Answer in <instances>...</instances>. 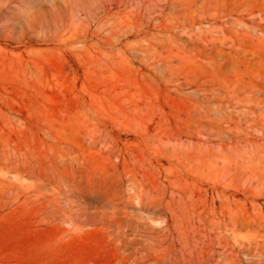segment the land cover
<instances>
[{
    "label": "rangeland",
    "instance_id": "obj_1",
    "mask_svg": "<svg viewBox=\"0 0 264 264\" xmlns=\"http://www.w3.org/2000/svg\"><path fill=\"white\" fill-rule=\"evenodd\" d=\"M263 103L264 0H0V264H264Z\"/></svg>",
    "mask_w": 264,
    "mask_h": 264
},
{
    "label": "bare ground",
    "instance_id": "obj_2",
    "mask_svg": "<svg viewBox=\"0 0 264 264\" xmlns=\"http://www.w3.org/2000/svg\"><path fill=\"white\" fill-rule=\"evenodd\" d=\"M184 2H186V1H184ZM188 2H189V1H188ZM191 3H192V2H191ZM195 3H196V2H195ZM182 6H183V5H182ZM188 6H189V5H188ZM185 7H186V6H185ZM193 10H194V9H193ZM195 11H196V10H195ZM194 15H195V12H194ZM163 16H164V15H163ZM174 16H175V15H174ZM222 29H223V28H222ZM160 33H161V32H160ZM202 33H203V32H201V34H202ZM154 34H155V33H154ZM193 34H194V32H193ZM187 35H189V34L187 33ZM163 36H164V34H163ZM190 36L192 37V33L190 34ZM198 36H199V35H198ZM154 37H155V36H154ZM200 37H201V35L199 36V38H200ZM160 38H161V37H160ZM177 38H178V37H177ZM213 38H214V37H213ZM213 38L210 39V40L212 41ZM152 39H153V38H152ZM167 39H171V38H167ZM200 40H201L202 42H205V40H202V38H200ZM214 40H215V39H214ZM214 40H213V41H214ZM162 41H163V40H162ZM170 41H171V40H170ZM158 42H160V41H158ZM221 42H222V41H221ZM165 43H166V42H165ZM205 43H207V42H205ZM223 43H224V42H223ZM160 44H161V43H160ZM173 44L176 45V42H173ZM164 45H165V44H164ZM159 46H160V45H159ZM234 46H235V45H234ZM175 47H176V46H175ZM177 47H178V46H177ZM182 47H183V46H182ZM199 47H200V46H199ZM238 47H239V46H238ZM238 47H237V48H238ZM170 48H171V46H170ZM180 49L182 50L183 48H180ZM218 50H219V49H218ZM183 51H184V50H183ZM199 51H200V50H199ZM228 51H229V50H228ZM185 52H186V51H185ZM188 52H189V51H188ZM188 52H186V53H188ZM223 52H224V51H223ZM231 54H232V53H231ZM191 55H192V54H191ZM212 55H213V54H212ZM218 55H219V54H218ZM221 55H222V54H221ZM224 55H225V54H224ZM254 56H255V55H254ZM199 57H201V56H199ZM202 57H203V56H202ZM202 57H201V59L203 60L204 58H202ZM212 57H213V56H212ZM172 58H173V57H172ZM256 58H257V57H256ZM205 59H206L205 61H207V58H206V57H205ZM232 60H233V59H232ZM235 60H236V59H235ZM235 60H234V61H235ZM169 61H171V60H169ZM205 61H204V62H205ZM247 61H249V60H247ZM200 62H201V61H200ZM200 62H199V63H200ZM210 62H211V61H210ZM223 62H224V61H223ZM167 63H169V62H167ZM172 63H174V62H172ZM235 63H236V62H235ZM248 63H249V62H248ZM201 64H203V63H201ZM205 64H206V63H205ZM168 65H170V63H169ZM208 65H209V64H208ZM210 65H211V64H210ZM218 65H219V64H218ZM227 65H228V64H227ZM236 65H237V64H236ZM171 66H172V65H171ZM206 66H207V65H206ZM212 66H213V65H212ZM176 67H177V66H175V67L172 66V69H174V68H176ZM208 67H209V66H208ZM225 67H226V66H225ZM230 67H232V66H230ZM233 68H234V66H233ZM236 68H237V67H236ZM201 69H203V68H201ZM170 70H171V69H170ZM212 70H213V69H212ZM220 70H221V69H220ZM223 70H225V68H224ZM172 71H173V70H172ZM204 71H205V70H204ZM210 72H212V71H210ZM197 81H198V80H197ZM203 83H204V82H203ZM241 86L244 87V85H241ZM245 86H247V85H245ZM236 87H237V86H236ZM247 87H248V86H247ZM249 87H250V85H249ZM237 88H240V90H242V89H241L242 87H237ZM237 88H234V89H233V90H234V94H232V95H235V94L238 92V89H237ZM245 88H246V87H245ZM245 88H244V89H245ZM225 90H226V88H225ZM229 90H231V89H229ZM240 90H239V91H240ZM242 91H243V90H242ZM235 92H236V93H235ZM247 92H248V91H247ZM252 92H253V91H252ZM227 93H229V92H227ZM238 93H239V92H238ZM230 95H231V94H230ZM218 98H219V97H218ZM247 98H248V97H247ZM251 98H252V99H250V100H251V103H252V101H253L254 99H253V97H251ZM255 98H256V97H255ZM216 101H217V100H216ZM258 101H259V100H258ZM259 102H260V101H259ZM239 103H240V101H239ZM263 104H264V103H263ZM263 104H262V105H263ZM258 105H259V103H258ZM237 110H238V109H237ZM254 111H255V110H254ZM261 111H262V110H261ZM231 112H232V111H231ZM244 112H245V111H244ZM248 112H249V111H248ZM251 113H252V112H251ZM245 114H247V113L245 112ZM253 114H254V113H253ZM228 115H229V114H228ZM254 115H255V114H254ZM230 116H231V115H230ZM247 116H248V115H247ZM260 116H261V115H260ZM263 116H264V114H263ZM208 118H209V117H208ZM230 118H231V117H230ZM262 118H263V117H262ZM220 119H221V118H220ZM226 119H227V118H226ZM256 119H258V117L254 118V120H256ZM259 119H261V118H259ZM229 120H230V119H229ZM232 120H233V119L231 118V121H232ZM234 120H235V119H234ZM260 121H263V119H261ZM263 122H264V121H263ZM225 124H227V123H225ZM261 125H262V123L260 122V123H258L254 128L257 129L256 131H259V132L264 133V126H261ZM221 129H222V128H221ZM221 129H220V130H221ZM231 129H232V128H231ZM235 129H236V128H235ZM241 129H242V128H241ZM238 130H239V129H238ZM240 132H243V130L240 131ZM244 132H245V131H244ZM262 133H261V134H262ZM250 135H251V134H250ZM222 136H223V135H222ZM161 143H162V142H161ZM221 146H222V145H221ZM251 146H252V145H251ZM252 147H253V146H252ZM257 149H258V148H257ZM181 152H182V151H181ZM184 154H185V153H184ZM216 154H217V153H216ZM231 154H232V153H231ZM252 154H253V152H252ZM186 155L188 156L189 154L186 153ZM210 155H211V154H210ZM223 155H224V154H223ZM232 155H233V154H232ZM236 155H237V154H236ZM247 155H248V153H247ZM249 155H250V154H249ZM253 155H254V154H253ZM217 157H218V156H217ZM225 157H226V156H225ZM225 157H223V158H225ZM233 157H234V156H233ZM235 157H238V156H235ZM241 157H242V156H241ZM250 157H251V156H250ZM263 157H264V156H263ZM209 159H210V157H209ZM216 159H218V158H216ZM225 159H226V158H225ZM248 159H250V158H248ZM248 159H247V160H248ZM255 159H256V157H255ZM227 160H228V159H227ZM227 160H224V163H225V162L227 163ZM234 160H235V159H234ZM245 160H246V159H245ZM247 160H246V161H247ZM252 160H254V159H251V161H252ZM256 160H257V159H256ZM256 160H255V161H256ZM259 160H260V159H258V161H257L258 163H259ZM236 161H237V160H236ZM249 161H250V160H249ZM249 161H248V163H249ZM261 161H262V160H261ZM209 162H210V161H209ZM216 162H218V161H216ZM230 162H231V160H230ZM243 162H244V160H243ZM252 162H253V161H252ZM252 162H250L249 164H251ZM226 163H225V164H226ZM236 163H237V162H236ZM254 163H256V162H254ZM254 163H253V164H254ZM261 163H262V162H261ZM218 164H219V163H218ZM231 164H233V163L231 162ZM253 164H252V165H253ZM259 164H260V163H259ZM221 165H222V164H221ZM228 165H229V164H228ZM263 166H264V165H263ZM225 167H226V166H225ZM225 167H224V168H225ZM261 167H262V166H261ZM262 188H263V187H262ZM257 195H258V193H257ZM259 195H261V194H259ZM233 197H234V195H233ZM227 199H228V198H227ZM231 200H232V199H231ZM227 206H228V205H227ZM228 207H229V206H228ZM231 208H232V207H231V205H230V209L228 208V210H232ZM230 212H231V211H230ZM231 213H233V212H231ZM236 213H237V212H236ZM243 217H244V216H243ZM251 217H252V216H251ZM254 218H255V217H254ZM262 219H263V218H262ZM254 220H255V219H254ZM248 221H249V220H248ZM234 222H235V220H234ZM242 222H243V221H242ZM255 222H256V221H255ZM248 223H250V221H249ZM235 225H236V223H235ZM253 228H254V227H253ZM256 230H257V229H256ZM257 231H258V230H257Z\"/></svg>",
    "mask_w": 264,
    "mask_h": 264
}]
</instances>
